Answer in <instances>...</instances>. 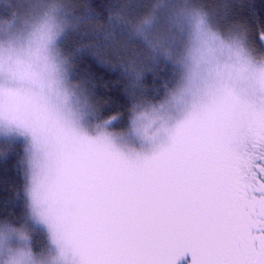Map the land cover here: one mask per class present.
<instances>
[{
  "label": "snow or ice",
  "instance_id": "obj_1",
  "mask_svg": "<svg viewBox=\"0 0 264 264\" xmlns=\"http://www.w3.org/2000/svg\"><path fill=\"white\" fill-rule=\"evenodd\" d=\"M4 65L0 129L25 141L28 207L78 264H264V103L225 88L133 154L92 132L118 116L85 122Z\"/></svg>",
  "mask_w": 264,
  "mask_h": 264
},
{
  "label": "clouds",
  "instance_id": "obj_2",
  "mask_svg": "<svg viewBox=\"0 0 264 264\" xmlns=\"http://www.w3.org/2000/svg\"><path fill=\"white\" fill-rule=\"evenodd\" d=\"M72 26L64 0H29L14 25L0 23V56L5 58V72L18 67L38 88L47 86L54 103H66L77 118L88 122L98 114L97 106L73 81L70 63H59L63 53L58 42ZM134 27L155 56L171 65V82L163 86L159 99L132 93L126 126L113 128L101 121L92 128L94 134L128 153H141L175 120L225 88L247 92L258 105L264 103V55L253 54L242 33L215 28L191 0H162ZM0 138L20 137L0 129ZM27 208L21 223L0 220V264H78L71 249L62 247ZM38 227L45 236L39 247L33 242Z\"/></svg>",
  "mask_w": 264,
  "mask_h": 264
},
{
  "label": "trees",
  "instance_id": "obj_3",
  "mask_svg": "<svg viewBox=\"0 0 264 264\" xmlns=\"http://www.w3.org/2000/svg\"><path fill=\"white\" fill-rule=\"evenodd\" d=\"M64 2L74 19L69 30L73 29L70 37L75 33L72 38L75 42L67 56L72 67L71 77L86 89L102 119L118 116L111 126L125 127L132 93L141 92L159 99L163 86L170 83L173 76L171 65L155 56L134 27L162 0ZM191 2L213 13L219 0ZM237 8L244 23L234 25H244L248 33L262 34L264 0H239ZM23 151L20 141L0 138V220L21 223L26 218ZM33 242L37 247L42 246L44 235L36 231Z\"/></svg>",
  "mask_w": 264,
  "mask_h": 264
},
{
  "label": "rangeland",
  "instance_id": "obj_4",
  "mask_svg": "<svg viewBox=\"0 0 264 264\" xmlns=\"http://www.w3.org/2000/svg\"><path fill=\"white\" fill-rule=\"evenodd\" d=\"M28 3L29 0H0V23H4V21L6 20L10 21L12 18H14V16L18 17L19 14L24 11ZM238 3L239 0H228V1L219 0V3L217 4L213 13L211 11L210 12L205 11L203 7L202 9L208 14L209 20L215 28L219 29L222 33L228 34L234 32V30L239 26L238 24L234 25V23H241V24L244 23L243 21L240 20L241 19L240 8L239 10L238 8L236 9ZM233 17H235V20L233 19ZM72 22H74V19H72ZM69 31L70 30L68 29L58 42L62 53L66 57L68 56V54H70L71 48L73 47V43L75 42L72 39L74 38L75 33H73L72 36L70 37V34L72 33L73 29L70 32ZM246 35L248 37L247 45L249 47V50L258 57L264 55V52L261 51L259 46L261 34L260 33L252 34L246 31ZM15 140L20 141L24 146V140L22 138H17ZM24 157H25V152H24ZM24 167H26L25 164ZM27 205H28V200H27ZM37 231H40L44 235V230L42 228L38 227Z\"/></svg>",
  "mask_w": 264,
  "mask_h": 264
},
{
  "label": "flooded vegetation",
  "instance_id": "obj_5",
  "mask_svg": "<svg viewBox=\"0 0 264 264\" xmlns=\"http://www.w3.org/2000/svg\"><path fill=\"white\" fill-rule=\"evenodd\" d=\"M257 235H259V233H257Z\"/></svg>",
  "mask_w": 264,
  "mask_h": 264
}]
</instances>
